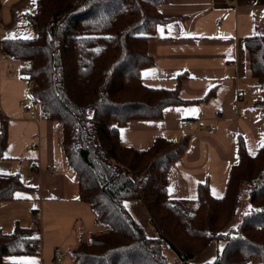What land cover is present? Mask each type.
I'll list each match as a JSON object with an SVG mask.
<instances>
[{
	"label": "trees",
	"instance_id": "16d2710c",
	"mask_svg": "<svg viewBox=\"0 0 264 264\" xmlns=\"http://www.w3.org/2000/svg\"><path fill=\"white\" fill-rule=\"evenodd\" d=\"M169 1L38 0L29 17L35 36L1 42L30 83L31 102L58 128L79 200L101 227L72 250V264H171L170 253L177 264H190L212 242L223 246L209 264H264V147L252 156L240 137L225 195L214 198L205 183L191 203L171 199L168 191L169 168L185 155L190 134L157 137L147 148L121 144L129 121L161 119L168 105L187 103L178 88H152L142 79L155 64L149 41L169 20L159 6ZM245 45L252 77L264 90V36L248 37ZM254 106L264 115V98ZM8 129L0 112V160ZM246 187L249 199L233 226ZM32 190L19 173L0 174V203ZM131 199L146 208L153 236L125 206ZM36 235L35 228L0 230V264L5 256L40 254Z\"/></svg>",
	"mask_w": 264,
	"mask_h": 264
},
{
	"label": "crops",
	"instance_id": "0c3cea01",
	"mask_svg": "<svg viewBox=\"0 0 264 264\" xmlns=\"http://www.w3.org/2000/svg\"><path fill=\"white\" fill-rule=\"evenodd\" d=\"M37 3L0 0V112L9 118L0 174L19 173L33 189L17 191L14 200L0 203V230L11 234L17 227L35 228L41 244L40 254L9 255L3 260L6 264H72V250L101 227L91 206L79 200V184L68 169L58 128L40 110L35 120L29 119L25 106L30 83L21 77L19 61L1 51L6 37L31 36L29 17ZM159 10L169 20L149 41L155 64L143 70L142 79L152 88H178L187 103L168 105L161 119L129 121L120 130L121 144L147 148L157 137L180 139L185 134L177 127L180 120L199 122L190 133L185 155L169 168V197L196 201L199 186L207 183L210 194L222 198L231 167L239 160L240 137L252 156L264 140V115L254 106L264 98V90L252 77L245 45L248 37L264 36V0H170ZM218 110L223 114L216 117ZM36 163L40 168H34ZM126 205L153 236L143 204L131 199ZM29 209L42 212L39 223H33ZM222 246L210 243L190 264L213 262ZM57 250L63 254L61 263L55 260Z\"/></svg>",
	"mask_w": 264,
	"mask_h": 264
},
{
	"label": "built area",
	"instance_id": "2783aa9c",
	"mask_svg": "<svg viewBox=\"0 0 264 264\" xmlns=\"http://www.w3.org/2000/svg\"><path fill=\"white\" fill-rule=\"evenodd\" d=\"M25 110L28 113L29 119L30 120H35L37 118V111L35 109L34 104L29 101L26 106H25ZM223 114L222 110H218L214 113V116L218 117L220 115ZM199 122L192 120V119H182L178 122L177 127L179 129V131L184 132L185 134H190V133H194L197 128L199 127ZM212 130H215V127H212ZM35 169L40 168V164L36 163L34 165ZM52 174H56L57 170L55 168H53L51 170ZM29 215L32 218L33 223H37L41 220L42 218V212L40 210H33V209H29L28 210ZM38 250L41 251V244L38 245ZM63 254L60 250H57L55 252V260L57 263H61L63 262Z\"/></svg>",
	"mask_w": 264,
	"mask_h": 264
},
{
	"label": "rangeland",
	"instance_id": "374dc122",
	"mask_svg": "<svg viewBox=\"0 0 264 264\" xmlns=\"http://www.w3.org/2000/svg\"><path fill=\"white\" fill-rule=\"evenodd\" d=\"M30 37H34L35 36V33H34V31H31V33H30ZM29 101H31V98L29 97ZM28 101V102H29ZM34 106H35V109H36V111L37 110H40V108H39V106L37 105V104H34ZM37 116H38V111H37ZM23 160V159H22ZM249 199V189H248V187H246L245 189H244V191H243V194H242V199H241V201H240V203H239V208H238V211H237V215H236V217L234 218V220H233V222H232V225L233 226H236V225H238V223L240 222V220H241V216H242V211L244 210V208H245V205H246V202H247V200ZM191 203H194L195 202V200H193V201H191V200H189ZM2 205V204H1ZM38 226V225H37ZM169 257H170V263L171 264H177L176 263V257L174 256V254H172V253H170L169 254Z\"/></svg>",
	"mask_w": 264,
	"mask_h": 264
},
{
	"label": "snow or ice",
	"instance_id": "6c2138e0",
	"mask_svg": "<svg viewBox=\"0 0 264 264\" xmlns=\"http://www.w3.org/2000/svg\"><path fill=\"white\" fill-rule=\"evenodd\" d=\"M32 3L35 4L36 3V0H32ZM15 38H16L15 35H12L10 37H6V39H15ZM21 38L27 39V38H30V37H21ZM261 147H264V140L261 141ZM125 206L127 207V205H125Z\"/></svg>",
	"mask_w": 264,
	"mask_h": 264
},
{
	"label": "bare ground",
	"instance_id": "6f19581e",
	"mask_svg": "<svg viewBox=\"0 0 264 264\" xmlns=\"http://www.w3.org/2000/svg\"><path fill=\"white\" fill-rule=\"evenodd\" d=\"M37 223H39V222H37Z\"/></svg>",
	"mask_w": 264,
	"mask_h": 264
}]
</instances>
